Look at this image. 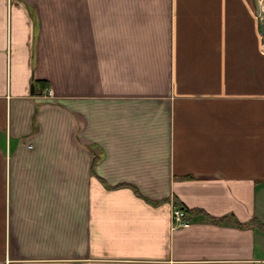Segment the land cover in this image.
<instances>
[{"label": "crops", "instance_id": "0c3cea01", "mask_svg": "<svg viewBox=\"0 0 264 264\" xmlns=\"http://www.w3.org/2000/svg\"><path fill=\"white\" fill-rule=\"evenodd\" d=\"M262 1L0 0V264H264Z\"/></svg>", "mask_w": 264, "mask_h": 264}, {"label": "built area", "instance_id": "2783aa9c", "mask_svg": "<svg viewBox=\"0 0 264 264\" xmlns=\"http://www.w3.org/2000/svg\"><path fill=\"white\" fill-rule=\"evenodd\" d=\"M260 10L264 11V1L260 2ZM261 19H264V12L263 15L262 13H259ZM173 218L176 224L178 225H188L189 220L186 217V210L182 208L181 206H173Z\"/></svg>", "mask_w": 264, "mask_h": 264}, {"label": "water", "instance_id": "95a60500", "mask_svg": "<svg viewBox=\"0 0 264 264\" xmlns=\"http://www.w3.org/2000/svg\"><path fill=\"white\" fill-rule=\"evenodd\" d=\"M34 91H35V85L33 84L32 85V92L34 93Z\"/></svg>", "mask_w": 264, "mask_h": 264}]
</instances>
